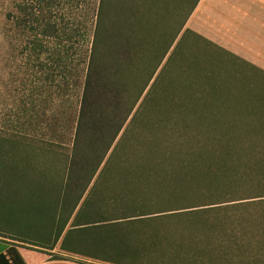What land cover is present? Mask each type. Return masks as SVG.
Here are the masks:
<instances>
[{"label": "trees", "instance_id": "trees-1", "mask_svg": "<svg viewBox=\"0 0 264 264\" xmlns=\"http://www.w3.org/2000/svg\"><path fill=\"white\" fill-rule=\"evenodd\" d=\"M199 2L22 0L8 13L0 182L33 215L0 222V264H24L22 245L83 264H264V140L245 143L219 108H264V91L184 30ZM226 79L233 100L215 104ZM25 224L30 236H5Z\"/></svg>", "mask_w": 264, "mask_h": 264}, {"label": "crops", "instance_id": "crops-1", "mask_svg": "<svg viewBox=\"0 0 264 264\" xmlns=\"http://www.w3.org/2000/svg\"><path fill=\"white\" fill-rule=\"evenodd\" d=\"M184 30L218 47L232 60L236 78L249 86L251 92L264 91V0H200ZM2 135L0 133V138ZM16 190L17 183L0 182L2 223L14 221L17 217L24 223L32 220L28 218L33 213L28 211L27 200H20ZM25 226L21 230L7 229V226V230L3 231H6V237L30 236ZM14 230L21 233H13ZM5 241L19 245L17 242ZM9 247L4 250L0 247V253L4 254ZM16 250L24 264H80L70 260H51L44 253L22 247Z\"/></svg>", "mask_w": 264, "mask_h": 264}, {"label": "rangeland", "instance_id": "rangeland-1", "mask_svg": "<svg viewBox=\"0 0 264 264\" xmlns=\"http://www.w3.org/2000/svg\"><path fill=\"white\" fill-rule=\"evenodd\" d=\"M21 1L22 0H0V67H2V63H3L2 61L4 60L6 48H7V41H6V37L4 35V33H6V29H4V27H5L4 25H9L7 22V15H8V13H11V12L16 13L15 5H17ZM66 12H67V10H66ZM198 48H199L198 52H197V49H195L194 53L191 55L197 56L200 59V61H203V56H202L203 45H199ZM195 53H198L199 55H195ZM207 56H209V55H207ZM3 77H4V73L1 69L0 70V79ZM233 85H234V82L229 81L228 79L224 80V86H223L222 92L220 93L223 101H216L214 103L215 104H224L225 106H229L231 104V102L229 100H224V99H226V98L232 99L231 96H233V95L231 93H228V91H229V89H231L230 87H232ZM204 89L206 91L207 90L210 91L209 88L206 89V87H204ZM205 90H203V91H205ZM1 91H2V88H0V93H1ZM3 98H4V96L2 95L0 97V110H1V104H2ZM242 103H244V104H241L243 109H237V110H235L233 108L226 110V109H223V106H220L219 107L221 109L220 111L223 114V116L221 117L222 122L227 124V125H230L233 123V124H236L238 127H240L242 130L240 132L239 137L242 138L241 140L245 141V143L252 140V138L256 139V140H264V108H257L256 107L257 110L250 111L251 109H249L250 108L249 104L251 105V103H253V102H251L250 99H248V98H246V99L242 98ZM253 109H255V108H253ZM244 128L249 129L251 131L252 135H250L249 132L244 131ZM45 133H46V130H42L40 138H42V134H45ZM37 138H39V137H37ZM43 139L48 140V137L44 136ZM3 146L4 145H2V147H1L2 153L5 152L3 150ZM23 187H24V185H20V189ZM21 191H23L22 194L24 195L25 194L24 192H26V189L21 190ZM39 224H41L40 226H43L42 222ZM36 229H39V228H36ZM36 234H39V235L41 234L43 237L46 236V233H44V232L40 233V231L36 232ZM58 247L59 246H56V248L53 251H47V250H42V249L34 247V246L22 245V248H25L28 250L31 249L32 251H35V252L44 253L49 259H51L52 256H58V257H61V258H64V259H67L70 261H74L77 263H82V264L85 263L86 260H84L82 258L63 254L62 252L59 251Z\"/></svg>", "mask_w": 264, "mask_h": 264}]
</instances>
